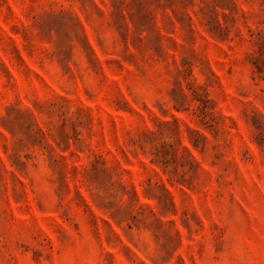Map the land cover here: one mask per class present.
I'll use <instances>...</instances> for the list:
<instances>
[{"label":"rangeland","instance_id":"1","mask_svg":"<svg viewBox=\"0 0 264 264\" xmlns=\"http://www.w3.org/2000/svg\"><path fill=\"white\" fill-rule=\"evenodd\" d=\"M0 264H264V0H0Z\"/></svg>","mask_w":264,"mask_h":264}]
</instances>
